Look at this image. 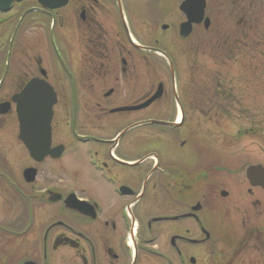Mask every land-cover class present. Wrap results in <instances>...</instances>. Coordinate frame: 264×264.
I'll return each mask as SVG.
<instances>
[{"label": "flooded vegetation", "instance_id": "flooded-vegetation-1", "mask_svg": "<svg viewBox=\"0 0 264 264\" xmlns=\"http://www.w3.org/2000/svg\"><path fill=\"white\" fill-rule=\"evenodd\" d=\"M186 1L0 0V154L21 148L26 165L17 184L0 156V264H249L264 256V207L256 197L264 191L245 176L252 164L239 202L228 186L229 194L220 190V175L231 171L220 165L217 148H182L184 141L179 148H139L141 122L181 117L184 125L191 111L194 120L211 115L204 99L183 98L173 64L177 106L157 53L172 59V41L226 38L212 26L219 0L191 1L202 3L201 17L183 38L188 14L198 15L196 8L181 10ZM255 1L234 0L233 16H244L249 3L260 6ZM156 60L164 78L158 83ZM44 85L55 100L48 148L63 151L37 161L29 148H43V125L32 103ZM157 89L159 99L139 108ZM159 105V117L140 120ZM22 111L32 113L29 121ZM65 157L85 169L82 188H59L81 178L74 169L58 178L68 171L59 165ZM28 169L35 171L31 182ZM14 202L19 210L12 211ZM35 205L47 209L36 223Z\"/></svg>", "mask_w": 264, "mask_h": 264}, {"label": "rangeland", "instance_id": "rangeland-1", "mask_svg": "<svg viewBox=\"0 0 264 264\" xmlns=\"http://www.w3.org/2000/svg\"><path fill=\"white\" fill-rule=\"evenodd\" d=\"M219 1V17L212 26L213 29L215 27L225 33L226 38L216 40L208 33L206 38L201 41H172L169 50L172 53L173 64L176 66L178 90L182 93L183 98L186 101L195 97L204 99L205 112L211 114L206 116L213 117V119L211 118L212 120L209 122L206 121V116L203 120L191 119L193 114L191 111L190 118L180 129L175 131H161V129L152 126L140 127L139 148H161L164 150V148H169V144L174 145V148H179L182 141L187 142L183 146L184 148H217L220 165L231 171V174L222 173L220 175V190L224 189L229 194L226 189L228 186L232 197H236V201L240 202L244 201L245 190L249 188L245 181V168L250 164L257 163L264 166V0L255 1L260 6L249 3L241 7L246 12L244 16L243 11L237 12V16H233L232 4L234 0ZM230 34H234V39L233 37L229 38ZM243 36H245L247 48L240 50L244 56L236 53L233 60L229 61L226 56L223 57L220 54L221 51H225L228 55L233 45L232 42L235 39L243 38ZM160 63L159 60H156L157 83L164 79L162 73L159 72ZM165 76L169 103L172 101V96L169 74L166 69ZM216 90H219L220 93L218 94ZM223 90L224 93H222ZM201 93H203V98L197 96ZM228 93L230 96H227ZM191 95L193 96L191 97ZM205 95L210 98H205ZM160 105L151 112H141L140 120L153 116L159 117L160 112H163ZM2 150L7 151L2 154L6 155L10 162L9 166L12 176L16 178L15 182L22 184L20 177L26 165L19 161L21 148H2ZM2 154H0L1 157ZM71 158L65 157L60 161V167L61 164H64L68 171L64 173L65 175L60 174L58 178H63L66 175L70 177L73 169L79 173L81 178L60 183L59 188L66 191L82 188L84 178L88 177V175L84 176L85 169L81 165L78 168L77 165H71L73 159ZM85 181L88 184L87 180ZM239 192H243V194L240 195ZM228 197L227 200L231 202L232 197L230 195ZM256 197L262 201L264 207L263 193L257 194ZM11 208L12 211L19 210L16 202L11 205ZM40 209L47 210L45 207L42 208V205H40ZM39 210L37 205L33 207L34 215L37 216H34L35 223L37 219V221L40 220L38 218ZM12 217L14 218V214ZM0 218L4 219L3 215ZM225 222L230 224L229 221ZM47 223L50 221L44 224ZM262 223H264V216ZM263 257L262 254H255V258L249 264H258ZM237 264H242V262L239 261Z\"/></svg>", "mask_w": 264, "mask_h": 264}, {"label": "water", "instance_id": "water-1", "mask_svg": "<svg viewBox=\"0 0 264 264\" xmlns=\"http://www.w3.org/2000/svg\"><path fill=\"white\" fill-rule=\"evenodd\" d=\"M191 1L192 0L186 1L181 6V9L188 13L189 9H195V8L197 9L198 8L197 9L199 11L198 15H200L201 10H202V3H200L199 6L197 5V3H195V6H192V4L194 2H191ZM194 1L196 2V0H194ZM196 5H197V7H196ZM200 17H201V15H200ZM192 18H193V15L188 14V19H189L188 23L182 25L181 35L183 37L188 36L190 33V27H191V21L190 20ZM205 27L206 28L208 27L207 23L205 24ZM169 66L171 69V63L170 62H169ZM39 96L40 97H38V98L36 96L34 97V102L32 104H35L36 106L39 105V109H38V111L37 110L34 111V114H36V115H34L33 117L36 118V121L40 125H43V148H29V152L31 154V157L37 161L41 160L42 158L46 157L47 155H51L52 157L55 158L54 153L58 150V149L50 150V148H48L49 137H50V135H49V123H50L51 114H52L51 108L55 102L54 96L52 97L51 90L46 85L43 86V91H42V93L39 94ZM158 97H159V93L156 94L147 103L141 105L139 108H144V107L148 106L153 100L157 99ZM22 114L24 115V118H25V119H23V122H25L26 120L29 121L31 119L30 114H32V113L30 111H22ZM149 124H156V125H161V126H165V127H172V128H176V127H179L181 125L180 123L177 124V123H163V122L146 121V122H141L139 124V126L149 125ZM24 175L26 177H28L27 182H31V181H33L35 171L31 170V169L27 170V171H25ZM246 178L252 186H259V187H262L264 189V169L261 168L260 166L248 168L246 171ZM222 195H225V193H222Z\"/></svg>", "mask_w": 264, "mask_h": 264}, {"label": "trees", "instance_id": "trees-1", "mask_svg": "<svg viewBox=\"0 0 264 264\" xmlns=\"http://www.w3.org/2000/svg\"><path fill=\"white\" fill-rule=\"evenodd\" d=\"M235 46L237 47V49H244V48H246V45H245V42L242 40V41H240V40H238V43L236 42L235 43ZM233 47L231 48V50H230V53L227 55L226 53L227 52H220V54H222V56L223 57H227L228 58V60L229 61H231V58H232V55H233ZM217 89H219V88H217ZM217 91V93L219 94L220 93V91L219 90H216ZM222 93H224V90H223V92ZM230 93V92H229ZM229 93L227 94V96L229 95ZM221 95V94H220ZM230 96V95H229ZM205 98H207V99H209L210 98V96H208V95H205ZM216 108V107H215ZM223 111H225V110H223Z\"/></svg>", "mask_w": 264, "mask_h": 264}]
</instances>
